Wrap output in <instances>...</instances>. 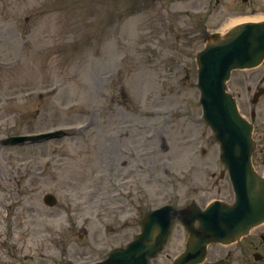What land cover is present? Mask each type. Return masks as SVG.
<instances>
[{
    "label": "rangeland",
    "instance_id": "obj_1",
    "mask_svg": "<svg viewBox=\"0 0 264 264\" xmlns=\"http://www.w3.org/2000/svg\"><path fill=\"white\" fill-rule=\"evenodd\" d=\"M199 1L183 11L198 10L200 18L185 16L166 35L154 27L151 39L146 10L161 12L146 0H0V264L71 260L96 233L98 245L86 249L108 250L136 227L109 219L122 202L144 210L167 199L182 205L232 198L228 186L209 189L228 183L218 178L219 147L198 103L194 56L206 34H189L223 31L238 19L229 16L264 13L225 7L218 23L208 0ZM262 69L232 73L228 88L242 113L253 90L241 79L257 83ZM261 102L255 109L264 110ZM54 128L70 134L1 143ZM47 192L56 205L43 203ZM124 194L127 201L118 198Z\"/></svg>",
    "mask_w": 264,
    "mask_h": 264
},
{
    "label": "water",
    "instance_id": "obj_2",
    "mask_svg": "<svg viewBox=\"0 0 264 264\" xmlns=\"http://www.w3.org/2000/svg\"><path fill=\"white\" fill-rule=\"evenodd\" d=\"M233 36L226 39V41L222 42V45L215 46V49L211 51H204L202 56L205 57L204 64L205 66H209L210 63L220 54L227 53H235L234 57H240L243 65H252L255 60L261 56L264 52V22L260 24H245L236 27L233 31ZM217 47H219L217 49ZM233 63L239 61L234 59ZM228 67V66H227ZM205 91H208V87L205 88ZM207 121L211 124V126L216 130L218 137L221 136L222 142V156L223 159L229 164L231 168V173H233L235 182L237 184V194H239L240 199L248 197L251 200L252 205L257 210L259 203H262L264 198V183L257 182L254 178L253 173L248 166V159L243 151H246L242 146L245 141V137L247 138V132L244 126L239 125L237 122L233 124H228L225 122V119L220 115L218 109L208 108L206 109V113L204 115ZM233 122V120H231ZM229 125V126H228ZM230 127H235L236 130L232 131L229 129ZM241 131L243 134H241ZM237 139H236V137ZM245 136V137H244ZM248 140V138H247ZM248 177V178H247ZM246 181V183H244ZM244 183L243 189H239V186ZM246 187L249 192H246ZM51 197L47 196V201H49ZM247 201L245 200L244 204L246 205ZM264 205V204H263ZM238 212L235 210L231 219H233V225L236 224L238 218ZM249 213V212H248ZM248 213L246 211L241 212L240 222L234 227L232 235L239 233L246 227L250 225L252 220L254 221V217L260 215V213L256 212L248 217ZM264 213V210H263ZM220 217V214H218ZM224 227L223 225H221ZM203 229H208L205 223H202ZM232 228V227H231ZM226 233L229 234L231 230L229 228H225ZM209 235H213L212 232ZM133 248L130 249L129 254H132Z\"/></svg>",
    "mask_w": 264,
    "mask_h": 264
},
{
    "label": "flooded vegetation",
    "instance_id": "obj_3",
    "mask_svg": "<svg viewBox=\"0 0 264 264\" xmlns=\"http://www.w3.org/2000/svg\"><path fill=\"white\" fill-rule=\"evenodd\" d=\"M223 246V245H221ZM232 247L228 249L227 247ZM210 264L218 259L223 260V264H264V224L252 228L250 232L234 244L218 247L210 246L207 256ZM156 261L150 264H156Z\"/></svg>",
    "mask_w": 264,
    "mask_h": 264
},
{
    "label": "bare ground",
    "instance_id": "obj_4",
    "mask_svg": "<svg viewBox=\"0 0 264 264\" xmlns=\"http://www.w3.org/2000/svg\"><path fill=\"white\" fill-rule=\"evenodd\" d=\"M264 16H253V17H244V18H239V19H235L232 21V24L240 22V21H244V20H259V19H263Z\"/></svg>",
    "mask_w": 264,
    "mask_h": 264
}]
</instances>
